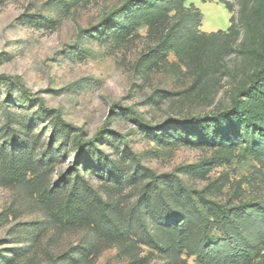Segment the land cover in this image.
<instances>
[{"label":"rangeland","instance_id":"1","mask_svg":"<svg viewBox=\"0 0 264 264\" xmlns=\"http://www.w3.org/2000/svg\"><path fill=\"white\" fill-rule=\"evenodd\" d=\"M127 1L0 0V146L26 137L28 152L45 159L49 170L43 181L51 185L78 175L73 164L81 159L80 178L125 208L146 182L126 181L139 165L170 175L180 205L193 220V206L203 197L264 210V156L256 158L238 146L229 160H221L211 147L185 138L199 133V126L178 122L225 108L233 77L222 75L214 92L198 95L194 85L185 93L193 79L172 52L146 67L143 59L153 42L144 25L137 28L139 37L113 41L110 17ZM228 1L236 16L237 0ZM192 2L201 13L199 29L227 28L231 12L223 3L186 0L185 5ZM231 47L222 61L229 69L238 62L235 44ZM57 113L71 125L67 133L54 127ZM111 160L124 170L118 190L112 188ZM256 217L242 222L252 235L264 227V217ZM91 234L54 222L30 189L0 185V264L14 258L15 264H56L82 248ZM219 235L214 231V239ZM154 259L160 261L161 255L155 252ZM187 261L197 264L195 256ZM126 262L117 246H107L93 264Z\"/></svg>","mask_w":264,"mask_h":264},{"label":"trees","instance_id":"2","mask_svg":"<svg viewBox=\"0 0 264 264\" xmlns=\"http://www.w3.org/2000/svg\"><path fill=\"white\" fill-rule=\"evenodd\" d=\"M218 1L231 12L229 26L205 32L199 29L200 11L193 3L185 5L186 0H128L110 17L113 41L120 44L139 37L137 28L144 25L153 42L143 59L146 67L172 52L193 79L185 93L194 85L195 94H211L218 78L233 77L225 108L178 122L186 128L199 126V133L185 138L192 145L211 147L221 160H229L238 146L260 158L264 156V0H237L236 16L228 0ZM232 43L238 62L229 69L222 61ZM40 109L50 112L42 105ZM70 126L57 113L54 127L67 133ZM16 144L0 146V185L30 189L54 222L92 233L82 248L56 264H93L107 246H117L127 257L126 264H189L190 256L196 257L197 264H264V227L257 235L242 227L245 217H264V210L256 206L221 205L203 197L193 206V215H197L193 220L192 212L180 205L170 175L136 165L127 173V183L146 182L139 187L135 202L121 207L119 201L104 199L80 178L81 159H74L78 175L73 179L63 185L46 184L43 176L49 168L45 159L28 152L26 137ZM109 166L112 188L118 190L123 184V167L112 160ZM214 231L220 233L215 239ZM155 252L161 255L160 261H155ZM16 259L6 264H15Z\"/></svg>","mask_w":264,"mask_h":264},{"label":"crops","instance_id":"3","mask_svg":"<svg viewBox=\"0 0 264 264\" xmlns=\"http://www.w3.org/2000/svg\"><path fill=\"white\" fill-rule=\"evenodd\" d=\"M192 3L194 4V2H192ZM194 5H195V4H194ZM195 6H196V5H195ZM228 26H229V24H228ZM228 26H227V27H228ZM200 30H201V29H200Z\"/></svg>","mask_w":264,"mask_h":264}]
</instances>
